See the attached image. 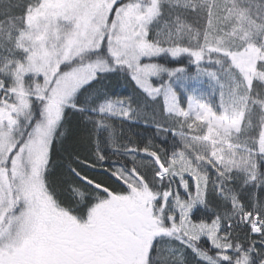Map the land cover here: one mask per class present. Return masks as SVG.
Returning <instances> with one entry per match:
<instances>
[{"label":"snow or ice","instance_id":"6c2138e0","mask_svg":"<svg viewBox=\"0 0 264 264\" xmlns=\"http://www.w3.org/2000/svg\"><path fill=\"white\" fill-rule=\"evenodd\" d=\"M0 264H264V0H0Z\"/></svg>","mask_w":264,"mask_h":264},{"label":"trees","instance_id":"16d2710c","mask_svg":"<svg viewBox=\"0 0 264 264\" xmlns=\"http://www.w3.org/2000/svg\"><path fill=\"white\" fill-rule=\"evenodd\" d=\"M121 91L128 92L130 91V89H121ZM136 131L143 133L144 132L143 126L137 128ZM145 134H150V133H145Z\"/></svg>","mask_w":264,"mask_h":264}]
</instances>
